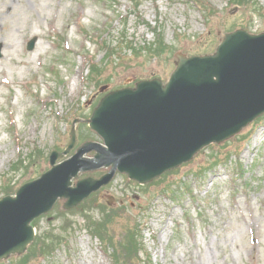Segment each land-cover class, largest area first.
Returning a JSON list of instances; mask_svg holds the SVG:
<instances>
[{
    "label": "rangeland",
    "instance_id": "374dc122",
    "mask_svg": "<svg viewBox=\"0 0 264 264\" xmlns=\"http://www.w3.org/2000/svg\"><path fill=\"white\" fill-rule=\"evenodd\" d=\"M232 1L0 0V188L14 192L36 177L53 150L59 161L83 138L97 140L87 119L106 93L153 77L165 83L178 57L213 53L228 30L264 31V0ZM155 28L167 44L158 55L147 51ZM109 47L115 56L106 59ZM72 130L77 142L64 157ZM250 131L146 184L116 174L85 205L64 209L58 201L34 221L52 251L37 248L28 264H112L102 247L121 254L134 241L139 260L120 256L125 264H264V130ZM110 211L115 218L100 221ZM87 216L100 222L104 244Z\"/></svg>",
    "mask_w": 264,
    "mask_h": 264
},
{
    "label": "water",
    "instance_id": "95a60500",
    "mask_svg": "<svg viewBox=\"0 0 264 264\" xmlns=\"http://www.w3.org/2000/svg\"><path fill=\"white\" fill-rule=\"evenodd\" d=\"M262 112L264 33L244 30L226 34L215 55L181 57L165 88L159 80L142 81L136 90L107 95L91 119L106 148L86 144L71 159L23 185L16 200L0 202V257L25 249L33 238L28 222L46 212L57 197H67V205H75L108 183L116 169L140 182L150 180L189 160L203 145L237 132ZM90 150L97 151L96 163L81 159ZM101 165L112 167L104 177L70 187L79 170ZM8 202L16 219L3 210L2 203Z\"/></svg>",
    "mask_w": 264,
    "mask_h": 264
},
{
    "label": "trees",
    "instance_id": "16d2710c",
    "mask_svg": "<svg viewBox=\"0 0 264 264\" xmlns=\"http://www.w3.org/2000/svg\"><path fill=\"white\" fill-rule=\"evenodd\" d=\"M249 0H234L233 2L237 5H244L245 3H247ZM156 30V28H155ZM232 30V29H231ZM157 34V33H156ZM163 37L160 34H157L156 37V41L155 42H150L149 45L147 46V51L153 55L155 54H159V52H163L165 49V45L163 43ZM92 66V72L95 73L98 71V68L95 67V65H91ZM95 234L100 238V239H105V236L103 235L104 233H101L100 231H96ZM32 248L30 247L28 253L24 255V257L22 258H28L31 257L32 255H34L36 253L37 248H39L40 252H48L50 250V247L48 244H46L43 240H39L37 239L34 243L31 244ZM31 249V250H30ZM128 250V253L126 252ZM38 251V252H39ZM114 256L117 255L118 253L116 251V249H114L113 251ZM125 256L127 255L128 257H132V256H137V252H138V246L132 244V242H129V247L125 250ZM118 262H120L118 260Z\"/></svg>",
    "mask_w": 264,
    "mask_h": 264
}]
</instances>
